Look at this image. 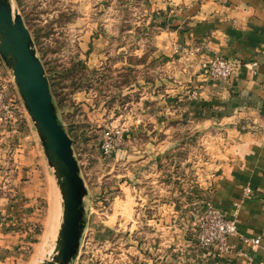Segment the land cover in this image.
Masks as SVG:
<instances>
[{
    "label": "rangeland",
    "instance_id": "rangeland-1",
    "mask_svg": "<svg viewBox=\"0 0 264 264\" xmlns=\"http://www.w3.org/2000/svg\"><path fill=\"white\" fill-rule=\"evenodd\" d=\"M10 1L30 32L52 85L58 118L68 136L71 133L75 138L72 148L87 196L86 226L73 264H147L155 260L152 246L157 238L152 239L159 235L158 228L173 223L175 214L169 210L172 197H178L176 188L181 180L190 181L180 169L185 154L196 153L197 160L205 164L208 130L198 121L197 113L211 98V82L219 83L221 89L229 88L238 68H253L256 62L225 58L212 52L205 42L176 43L174 54L179 56L177 62L182 68L190 66L189 59H198L185 81L169 68V57L154 56L155 37L167 27L149 26L143 0ZM179 30L185 32L187 28ZM145 53L150 54L147 62H154L147 69L142 61ZM221 60L232 63L236 71L223 76L221 69L215 68L213 73V65ZM78 61L83 67H74ZM130 68L138 71L133 78L127 71ZM160 97L165 101L161 99L162 108ZM238 102L235 97L227 112L238 109ZM151 116L165 123L153 124ZM0 122L16 136L23 150L22 164H18L21 185H15L14 168L7 169L2 174L0 197L13 201V207L21 211L14 221L25 233L27 243L34 246H28L27 254L38 264L52 252L60 198L11 71L1 58ZM106 143L112 147L109 157L103 154ZM171 151L178 155H170ZM133 181L136 195L130 196L135 202L132 207L123 197ZM195 190L191 196L202 212L195 227H184V238L191 239L200 253L221 259L217 252L201 248L195 240L206 213L210 209L221 212L211 200L212 189L206 193L200 189L197 195ZM186 200L184 197L181 204ZM9 219L0 213V223ZM230 220L236 223L235 213ZM145 224L155 230L146 231Z\"/></svg>",
    "mask_w": 264,
    "mask_h": 264
},
{
    "label": "crops",
    "instance_id": "crops-1",
    "mask_svg": "<svg viewBox=\"0 0 264 264\" xmlns=\"http://www.w3.org/2000/svg\"><path fill=\"white\" fill-rule=\"evenodd\" d=\"M142 5L150 21L157 25L163 22L167 28H173L160 30L155 37L154 56L169 57V68L176 70L178 78L187 81L186 73L192 75L198 59H189L191 68H182L177 62L179 56L174 54L176 43L205 42L212 52L225 58L256 62L253 68H238L237 77L229 88L221 89L219 83L211 82V98L197 113L198 121L208 130L205 164L197 160L196 153L185 154L180 169L190 181L179 182L176 188L179 195H173L174 202H170L169 207L175 214L174 221L170 226L158 228L159 235L152 239L157 238L152 246L157 257L147 264H264V102H261L264 100V0H143ZM155 13L158 15L153 20ZM161 18L162 21H158ZM183 27L187 31L179 30ZM156 29L162 28L157 26ZM235 97L239 98L238 109L234 107L227 112ZM161 99L158 104L162 108L165 101ZM150 120L153 124L165 123L161 118ZM15 138L0 122V182L2 174L14 168L17 175L14 182L20 186L18 176L22 170L18 164H22L23 150ZM175 152L170 155H178ZM148 156L152 157L150 153ZM151 181L155 186L154 179ZM136 182L133 181V186L126 188L127 195L122 196L132 207L135 202L130 196L136 195ZM209 188L214 206L227 219L235 213L238 234L249 239L258 238V246H246L238 237H232L233 253L215 259L210 258V254L200 253L191 239L184 238V227H195L202 212L191 192L195 190L197 195L198 190L206 193ZM184 197L187 200L181 204ZM5 198L0 197V213L10 219L0 223V264H37L30 253L27 254L28 246H34L27 243L25 233L14 221L21 216V211L13 207V201ZM177 200L180 202H175ZM146 226L148 232L155 230L151 224Z\"/></svg>",
    "mask_w": 264,
    "mask_h": 264
},
{
    "label": "water",
    "instance_id": "water-1",
    "mask_svg": "<svg viewBox=\"0 0 264 264\" xmlns=\"http://www.w3.org/2000/svg\"><path fill=\"white\" fill-rule=\"evenodd\" d=\"M0 58L11 71L60 198L54 246L51 254L38 264H73L86 226L87 189L72 140L58 118L49 81L31 34L10 0H0Z\"/></svg>",
    "mask_w": 264,
    "mask_h": 264
},
{
    "label": "built area",
    "instance_id": "built-area-1",
    "mask_svg": "<svg viewBox=\"0 0 264 264\" xmlns=\"http://www.w3.org/2000/svg\"><path fill=\"white\" fill-rule=\"evenodd\" d=\"M215 68L221 69L220 71L223 76H230L235 71L232 63L224 60L213 65V73L215 72ZM111 148L109 143L103 146V154L105 157L110 156ZM246 193H250L248 188L246 189ZM232 237H238L242 244L249 247H255L260 244L258 238L249 239L240 236L235 221L227 219L221 212L214 209H210L206 213L205 218L201 221L195 233V240L201 248L208 251L213 250L218 253V256L222 257L233 253L234 246L230 243Z\"/></svg>",
    "mask_w": 264,
    "mask_h": 264
},
{
    "label": "trees",
    "instance_id": "trees-1",
    "mask_svg": "<svg viewBox=\"0 0 264 264\" xmlns=\"http://www.w3.org/2000/svg\"><path fill=\"white\" fill-rule=\"evenodd\" d=\"M158 15V14H157ZM156 15V13L152 16L153 17V20H155L154 18L157 16ZM159 24V23H158ZM157 23L156 22H154V21H151L150 22V24H149V26L150 27H152V28H157V26L158 27H160V28H164L165 27V24L162 22V23H160L159 25H157ZM150 59V54L149 53H145L143 56H142V61H143V63L146 65L145 67H146V69L147 68H149L154 62L153 61H149V62H147L148 60ZM75 66H77V68H80V67H83V64H82V62L81 61H78L77 63H75V65H74V67ZM128 72L130 71L131 72V74H129L130 76H131V78H133L134 77V74H136V73H138V71H136V70H133V68H130V69H128L127 70ZM49 85H50V87L52 86L51 85V83H49ZM68 133H70L69 131H68ZM70 135V138L72 139V145L75 143V138L72 136V134L70 133L69 134ZM81 140L82 141H85V138L84 137H82L81 138Z\"/></svg>",
    "mask_w": 264,
    "mask_h": 264
}]
</instances>
